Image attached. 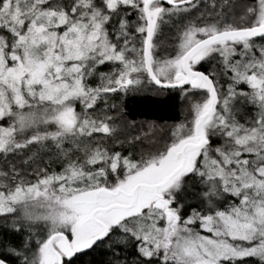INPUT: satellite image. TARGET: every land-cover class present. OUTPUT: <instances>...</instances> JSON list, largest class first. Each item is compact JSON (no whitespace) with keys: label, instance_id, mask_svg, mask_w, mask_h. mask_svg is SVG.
<instances>
[{"label":"snow or ice","instance_id":"6c2138e0","mask_svg":"<svg viewBox=\"0 0 264 264\" xmlns=\"http://www.w3.org/2000/svg\"><path fill=\"white\" fill-rule=\"evenodd\" d=\"M0 264H264V0H0Z\"/></svg>","mask_w":264,"mask_h":264},{"label":"trees","instance_id":"16d2710c","mask_svg":"<svg viewBox=\"0 0 264 264\" xmlns=\"http://www.w3.org/2000/svg\"><path fill=\"white\" fill-rule=\"evenodd\" d=\"M126 109L137 120H153L158 123H172L181 115L179 98H170L168 94L155 96L150 92L129 94L124 98ZM88 258L86 257L85 260Z\"/></svg>","mask_w":264,"mask_h":264}]
</instances>
